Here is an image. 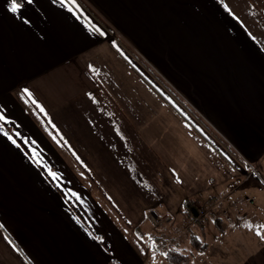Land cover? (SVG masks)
<instances>
[{"label":"crops","instance_id":"1","mask_svg":"<svg viewBox=\"0 0 264 264\" xmlns=\"http://www.w3.org/2000/svg\"><path fill=\"white\" fill-rule=\"evenodd\" d=\"M17 2L0 0V264H152L143 235L191 227L184 200L238 209L244 169L264 170V0Z\"/></svg>","mask_w":264,"mask_h":264},{"label":"rangeland","instance_id":"2","mask_svg":"<svg viewBox=\"0 0 264 264\" xmlns=\"http://www.w3.org/2000/svg\"><path fill=\"white\" fill-rule=\"evenodd\" d=\"M244 170L249 174L247 178H243V187L239 188L241 192L238 194L242 198L238 195V209L229 200L223 202V209L214 214L207 212L204 207L195 206L196 211L201 209L204 217H208L205 224L208 248L205 253H195L190 264H264V239L257 235L258 231L264 234V170L258 165H253V170ZM223 211L225 213L222 214ZM212 217L220 218L218 221L222 230L215 226ZM150 220L152 222V218ZM152 225L159 232L162 228L166 229V226L170 227L172 221ZM185 227L186 225L178 227L180 236H177V240L181 244V250L187 251L190 247ZM165 233L167 237H171V233ZM146 237L148 235H143V238ZM151 263L164 264L160 258Z\"/></svg>","mask_w":264,"mask_h":264},{"label":"trees","instance_id":"3","mask_svg":"<svg viewBox=\"0 0 264 264\" xmlns=\"http://www.w3.org/2000/svg\"><path fill=\"white\" fill-rule=\"evenodd\" d=\"M186 109V108H185ZM191 117L198 122L195 115L186 109ZM196 204L190 200H184L182 203L181 216L186 219L188 223L192 224L193 228L185 227L187 241L190 250H181V244L177 240V237H167L166 233L160 234H149L148 244L151 253L158 258H160L164 264H190L194 258V254H202L207 251L208 242L206 240V221L208 217H202V221L197 219L194 215V209ZM220 218L212 217L216 227H220L222 230V225H220Z\"/></svg>","mask_w":264,"mask_h":264},{"label":"snow or ice","instance_id":"4","mask_svg":"<svg viewBox=\"0 0 264 264\" xmlns=\"http://www.w3.org/2000/svg\"><path fill=\"white\" fill-rule=\"evenodd\" d=\"M53 3H56L57 0H52ZM60 3L64 4L65 3V0H59ZM221 2H223V0H221ZM66 7H69V10L71 11L72 10V7L76 6V0H67V3L65 4ZM21 7V5L17 2V0H11V4H10V10L15 13L19 8ZM225 7L227 8V5H225ZM95 31H100L99 29H96ZM23 92L25 94H27L29 97L32 96V93L30 92V90L28 88H24L23 89ZM35 103V101H33ZM40 110L41 111H44L43 107L40 106ZM0 120H5V121H8L10 120V117H7L3 114H0ZM0 132H3V126L0 125ZM4 135L8 137L9 140L12 141L13 144H16V140L13 139L11 136H9V134L7 132H4ZM17 136H19L20 134L19 133H16ZM27 142V141H25ZM33 143H35V141H33ZM17 147H19V145H17ZM34 151V150H33ZM38 163L40 162L39 160L37 161ZM50 172V175L53 177V178H57V173L56 172H52L51 170H49ZM69 192H71V189H69ZM72 195H77L76 193H72ZM77 198H79L77 196ZM257 235H260L261 236V239H264V234H261L259 231L257 232ZM100 239H103L102 237H100Z\"/></svg>","mask_w":264,"mask_h":264},{"label":"built area","instance_id":"5","mask_svg":"<svg viewBox=\"0 0 264 264\" xmlns=\"http://www.w3.org/2000/svg\"><path fill=\"white\" fill-rule=\"evenodd\" d=\"M196 215H197V218H199L200 221H202L203 213H202L201 209L196 211ZM168 221H170V218L168 216L162 217L160 219L152 218V223L154 225L167 223Z\"/></svg>","mask_w":264,"mask_h":264}]
</instances>
